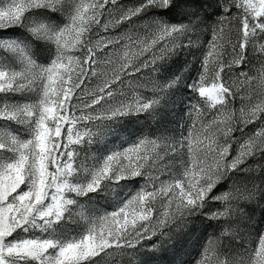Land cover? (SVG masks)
Segmentation results:
<instances>
[{"label":"snow or ice","instance_id":"snow-or-ice-1","mask_svg":"<svg viewBox=\"0 0 264 264\" xmlns=\"http://www.w3.org/2000/svg\"><path fill=\"white\" fill-rule=\"evenodd\" d=\"M173 4L174 0H144L125 9L119 0H8L0 6V30L23 26L32 10L62 11L70 6L62 27L40 24L29 29L54 43L55 57L48 66L37 65L23 48L0 41V47L19 54L23 64L16 71L4 62L5 70H0V121L30 130L28 139L0 130V152L11 154L0 161V264H90L102 253L135 248L162 233L176 220L199 212L208 198L226 202L224 211L209 215L218 220L229 216L231 202L254 195L233 186L232 191L211 197L229 171L264 151V122L243 142L232 135L264 114V77L256 83L249 74L250 53L258 51L257 59L264 63V0H221L224 14L207 24L199 16L179 25L135 20L149 8L163 12ZM122 24L129 27L116 32ZM204 32L210 39L198 78L189 85L198 93L190 111L195 119L190 116L183 140L174 144L145 137L108 155L86 182H77L85 179L80 146L94 142L104 121L154 108L158 100L152 98L132 97L130 103V92L146 84L152 92L161 91L155 80L160 63L199 45ZM33 91L35 101L10 99ZM257 98L261 102L254 103ZM245 99L246 106L233 108ZM209 108L215 112L206 119ZM233 143L238 144L237 154L229 159ZM173 153L182 156L178 170L165 160ZM142 175L145 183L132 198L117 210L88 220L78 236L66 241L8 240L18 230L76 223L84 216L72 211L73 194L94 193L112 178ZM227 235V230L221 233ZM256 241L239 259L218 244L215 264H264V231ZM208 252L204 247L196 264H209Z\"/></svg>","mask_w":264,"mask_h":264},{"label":"rangeland","instance_id":"rangeland-1","mask_svg":"<svg viewBox=\"0 0 264 264\" xmlns=\"http://www.w3.org/2000/svg\"><path fill=\"white\" fill-rule=\"evenodd\" d=\"M211 1L174 0L173 7L167 11L162 12L156 8H149L135 20L137 23H147L158 19L169 25H179L187 24L190 22V18L195 19L199 16L206 24L212 23L224 13L221 6L216 14L211 6ZM7 2L8 0H0V6ZM143 2L144 0H119L120 6L125 9L139 6ZM69 8V5H65L62 11H51L47 8L32 10L26 14L23 26L0 30V41L11 42L23 48L37 65L48 66L55 57L54 43L37 38L29 29L40 24L55 28L62 27L68 22ZM128 27V24H122L115 31L120 32ZM209 39L208 32L201 33L199 34L201 42L199 45L189 47L187 50L182 49L160 63L158 71L155 73V80L160 85L161 91L152 92L151 86L146 84L144 87L130 92V103L134 102L132 97L152 98L158 100L154 108L142 113L129 112L125 116L107 120L98 125V133L94 142L91 145L80 146L81 154L85 160L83 173L85 179L77 182H86L89 173L100 166L108 155L115 151H123L145 137L171 140L174 144L183 140L191 124L190 116L195 119V114L190 111L194 98L198 96V93H194L189 85L198 78L205 46ZM259 43L261 41L257 39L254 47L258 49ZM125 51L123 49L120 51L121 57L124 56ZM250 54L253 56V63L249 74L256 78V83H259V79L264 77V63L257 59L261 55L258 51ZM4 62H7L12 70L21 71L23 69L19 54L0 47V70H5ZM173 81H175L174 86L164 87ZM10 99L20 103L35 101L37 93L33 91L12 96ZM253 102L261 101L257 98ZM247 104L246 99L243 104L238 100L233 108L238 110ZM214 112V109L209 108L206 119L210 118ZM237 114H239L238 111ZM219 119H224V116H220ZM262 122H264V114H261L254 123L244 127L243 131H234L232 135L239 142H243L258 130ZM5 129L20 139L30 138V130L25 125L5 124L4 121H0V130ZM237 148L238 144L233 143L229 159L237 154ZM6 158L10 159L11 154L0 152V161ZM181 159L182 156L178 153L165 157L166 161L172 162L170 166H174L177 170ZM145 179L143 175L119 181L112 178L105 181L102 188L94 193L83 196L73 194L72 198L75 200V204L72 206V211L82 212L84 219L78 218L76 223H61L49 228H32L28 232L18 230L8 240L43 237L66 241L73 236H78L84 231L88 220L109 214L132 198L143 187ZM162 179H167V177H162ZM233 186L254 192V195L249 199L241 198L231 202L233 208L230 209L228 217L218 220L209 219L212 212L224 211L226 202L208 198L205 207L199 212L176 220L169 227L163 229L162 233L142 241L135 248L119 251L109 250L107 253H102L95 257L90 264H196L204 247L209 248L207 257L209 264H215L216 257L219 255L218 244H222L225 252L233 253L239 259V254L243 255L250 247L255 246L256 238L264 231V151L253 154L236 169L229 171L227 176L217 183L211 197L230 192L233 190ZM225 230L228 235L221 236ZM221 258L223 257L221 256Z\"/></svg>","mask_w":264,"mask_h":264},{"label":"trees","instance_id":"trees-1","mask_svg":"<svg viewBox=\"0 0 264 264\" xmlns=\"http://www.w3.org/2000/svg\"><path fill=\"white\" fill-rule=\"evenodd\" d=\"M211 6L214 9V12L217 14L219 12V9L221 8V0H212L211 1ZM206 12V11H205ZM204 14H209V13H204Z\"/></svg>","mask_w":264,"mask_h":264}]
</instances>
